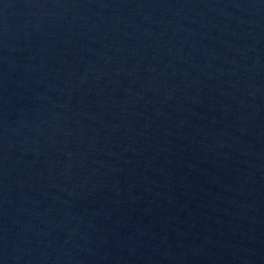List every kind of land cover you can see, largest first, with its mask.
I'll return each instance as SVG.
<instances>
[{"label": "water", "instance_id": "95a60500", "mask_svg": "<svg viewBox=\"0 0 264 264\" xmlns=\"http://www.w3.org/2000/svg\"><path fill=\"white\" fill-rule=\"evenodd\" d=\"M0 264H264V0H0Z\"/></svg>", "mask_w": 264, "mask_h": 264}]
</instances>
